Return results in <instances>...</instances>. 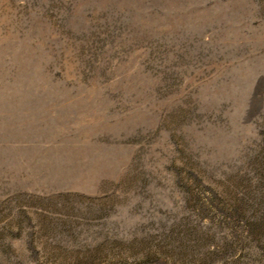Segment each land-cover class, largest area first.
Wrapping results in <instances>:
<instances>
[{"label":"rangeland","instance_id":"rangeland-1","mask_svg":"<svg viewBox=\"0 0 264 264\" xmlns=\"http://www.w3.org/2000/svg\"><path fill=\"white\" fill-rule=\"evenodd\" d=\"M0 264H264V0H0Z\"/></svg>","mask_w":264,"mask_h":264},{"label":"trees","instance_id":"trees-1","mask_svg":"<svg viewBox=\"0 0 264 264\" xmlns=\"http://www.w3.org/2000/svg\"><path fill=\"white\" fill-rule=\"evenodd\" d=\"M196 242H198V240ZM189 257L192 258V256H189Z\"/></svg>","mask_w":264,"mask_h":264}]
</instances>
